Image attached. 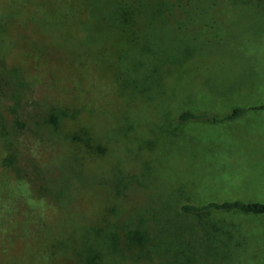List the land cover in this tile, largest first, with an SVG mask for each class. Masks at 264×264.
<instances>
[{
    "label": "rangeland",
    "instance_id": "374dc122",
    "mask_svg": "<svg viewBox=\"0 0 264 264\" xmlns=\"http://www.w3.org/2000/svg\"><path fill=\"white\" fill-rule=\"evenodd\" d=\"M263 105L264 0H0L6 264H264V215L181 211L264 203Z\"/></svg>",
    "mask_w": 264,
    "mask_h": 264
},
{
    "label": "trees",
    "instance_id": "16d2710c",
    "mask_svg": "<svg viewBox=\"0 0 264 264\" xmlns=\"http://www.w3.org/2000/svg\"><path fill=\"white\" fill-rule=\"evenodd\" d=\"M115 13L117 14L118 19L119 18H124L125 21L127 20V14L124 10L121 8L116 9ZM127 23V21L125 22ZM123 57V56H122ZM119 69V68H118ZM115 79L116 82H118L121 85V88L123 91H130L126 89V87L123 86L122 81L118 77V72L115 74ZM254 110H261L264 111V105L259 106L256 108H253ZM246 109L243 108H236L232 111V113L224 118H213L214 122H224V121H232L237 119L238 117L242 116L244 113H246ZM62 116L58 117V115L55 116V121H57V124L61 120ZM198 117L194 114L191 113H185L180 116L179 120L186 122L190 120H196ZM86 132L83 138V143L85 148L92 150V147L90 145V137L88 136V131ZM104 151H101V155ZM106 154V151L105 153ZM13 156L10 158L4 159V165L6 167H10L14 160ZM181 211L184 212L185 214L188 215H194V216H202L205 214H209L212 211H218V212H238V213H243V214H254V215H264V203H243L240 201H226L223 203H209L206 206L202 207H195L191 205H183L181 207ZM129 244H134L136 246H143L147 242V238L145 235L138 230H133L128 233L126 236ZM112 251L113 255L117 257H121L120 255L123 254L120 249H118L117 244L115 241L110 240L107 242V245H105L103 252L100 253L101 251H93L89 248V254L88 252L85 254L84 252L79 253L78 251H73L69 250L68 255H72L74 259L77 260V264H107L108 261V255L107 252ZM144 255H149L150 251H145L144 248L142 247V250H140ZM115 253V254H114ZM3 254L4 257L2 258L0 256V264H6L5 260V253L1 252L0 255ZM107 257L105 258V256ZM112 264H119L118 261H115Z\"/></svg>",
    "mask_w": 264,
    "mask_h": 264
}]
</instances>
